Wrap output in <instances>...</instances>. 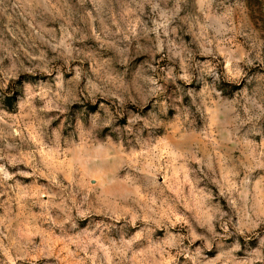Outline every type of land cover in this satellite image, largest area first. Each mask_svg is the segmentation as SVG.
<instances>
[{"label":"rangeland","instance_id":"rangeland-1","mask_svg":"<svg viewBox=\"0 0 264 264\" xmlns=\"http://www.w3.org/2000/svg\"><path fill=\"white\" fill-rule=\"evenodd\" d=\"M0 264H264V0H0Z\"/></svg>","mask_w":264,"mask_h":264}]
</instances>
